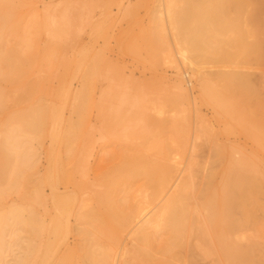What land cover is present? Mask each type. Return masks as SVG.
I'll list each match as a JSON object with an SVG mask.
<instances>
[{
	"label": "rangeland",
	"instance_id": "1",
	"mask_svg": "<svg viewBox=\"0 0 264 264\" xmlns=\"http://www.w3.org/2000/svg\"><path fill=\"white\" fill-rule=\"evenodd\" d=\"M164 5L177 16H213L220 24L264 33V0H0V159L7 147L11 162L27 159L30 176L19 191L10 189L7 179L0 181V264H215V253L205 255L194 247L205 248L208 238L196 230L201 212L190 222L193 246L181 250L179 261L169 262L170 256L161 253L167 238L162 231L142 227L147 242L141 232L135 234L134 223L127 227L146 186L118 175L122 158H160L162 148L168 150L169 142L174 148L186 135L191 148L179 155L178 173L183 178L192 167L197 203L205 199L210 181L209 187L220 185L219 174L229 168V157L217 151L232 149L252 166L260 191L256 200L264 205V51L243 62L207 54L191 66L179 56L171 35L161 39L157 19ZM233 30L225 29L221 39H230ZM168 45L173 60L162 61L161 48ZM198 69L209 78L217 101L201 96ZM222 70L246 72L254 94L227 97L213 79ZM178 79L195 105L173 100L171 87ZM121 98L127 99L125 105ZM39 108L46 112L45 123L39 129L19 128L13 118L26 111V120L33 122L31 112ZM143 109L171 125L166 130L151 125L146 134ZM82 158H88L84 169ZM55 166H61L60 177L51 184L48 176ZM251 222L245 224L251 235L256 232L255 260L264 264V211L254 209Z\"/></svg>",
	"mask_w": 264,
	"mask_h": 264
},
{
	"label": "bare ground",
	"instance_id": "2",
	"mask_svg": "<svg viewBox=\"0 0 264 264\" xmlns=\"http://www.w3.org/2000/svg\"><path fill=\"white\" fill-rule=\"evenodd\" d=\"M163 11H164L163 15L159 16L157 19V26L159 27L157 29L160 32L161 39L165 41L171 35L173 41L178 47L177 50L179 51L177 52L179 53V56L183 60L189 62L191 66L196 65L195 63L197 58H202V57L204 58L207 56V54L218 55V56L220 55L223 58L226 57L238 62H243L244 60H248L252 56H258V57L261 56L262 49L264 51L263 31H255L250 28L243 30L240 26L233 27V25H229L226 23L220 24L221 19L213 16L210 17L209 16H204V17L177 16L173 14L171 6L164 5ZM231 27L234 28L233 30L234 32L232 31L233 32L232 37L228 40L221 39L224 30ZM213 42L217 43L216 48L210 46V44ZM226 45L229 46L231 50L226 49L225 48ZM161 49L163 50L161 51V53L163 52L161 55L162 61L171 58L173 60L172 49L170 48L169 45L166 49L165 48H161ZM16 56L17 55H14L15 58ZM198 73L200 75L199 85H200L201 96L204 99L213 98L215 100V98L217 97L214 98L215 94H213L212 97V92H211L212 88L209 86V78L207 77V75H204L199 69H198ZM184 76H186V74H184ZM213 76H214L213 79L216 80L218 86L220 87L219 90L220 89L221 91L225 90L224 91L225 95L227 91L228 92L227 95L228 94L230 95V97L229 95L227 96L229 98H231L232 95L237 96V94H239L240 96H242V94L245 95L248 94V96H251L255 92L251 87V81L249 79V75L244 71L222 70L217 72L216 74H213ZM110 79L111 81H114L112 77H110ZM186 86H187V82H186ZM171 89H172V93L169 90L167 91H169L171 94L174 95L173 100L177 104L186 106V105H190V103L192 102V104L195 105L194 102L195 99H192L190 102L189 93H187L186 89H184L182 81L180 79L174 81ZM251 91L253 92V94L249 95ZM2 99L3 96L2 93L0 92V113L4 108ZM112 99L109 100L111 101ZM126 100H127L126 98H121L119 103L122 104L127 103ZM220 100L222 101L223 99ZM220 100L219 102H221ZM215 101H217V99ZM222 102H224V100ZM218 104L219 103H217V106ZM224 105L225 104L223 103V106ZM126 106H130V104H127ZM221 108H223L222 104H221ZM156 109L158 108H155V110ZM185 110L186 109L184 108V111ZM111 111L114 112L113 110ZM115 111L116 113H119V110H115ZM31 113L34 114L33 122H29L28 120H26V116H27L26 111L21 113L19 112V114L13 118V119H17L16 121H20L19 128H21L24 131H26V129H29L30 127H31L30 129H39L41 125L44 124L45 121L47 120L46 112L43 108H39L38 110L32 111ZM142 116L143 119L141 120L143 121L142 122L144 129L143 131L146 134L150 133L148 129L150 130L149 127L151 125H156V127L161 128L162 130H166L169 124L171 123V121L167 122L161 119L153 120V118H151L148 115L146 109H143ZM152 128L153 127H151V129ZM144 136L146 137V135ZM184 138H183L184 141L182 143L180 142V144L176 145L174 148L172 147V143L169 142L167 144L169 149L164 150V148H162V150L159 152L162 155L160 158H148L143 154L122 158V163L120 164L117 170L118 175H120L121 178L126 182H131L134 180H143L144 185L146 186L141 190L140 198L137 204V211L132 217L129 218L127 222V227H129L132 223H134V226L132 227H136V230L134 231L135 234L137 233L139 234L141 232V236H140L141 240L147 242L150 241V238L148 234L145 232V230L142 229V227L149 226L158 232L162 231L167 236L166 238L167 240L165 239L164 242L165 244L162 245V247L160 248L161 253L165 254L166 256L167 255L170 256L169 262L170 259H172V261L174 260L179 261V259H181L180 258V254L182 252L181 250L185 249L187 251L190 246H193L192 245L193 243L192 242L190 243L189 240L190 235H192L194 231L191 225L192 223L190 224V222L192 221V219H194L193 216H195L196 213L201 212L200 218L202 219H200L201 220L199 224L200 227L196 230L201 232V234H199L200 236H202L201 238H205L206 235L208 238L207 240H205L206 242L205 248L202 244L195 245L194 246L195 248L197 247L200 250H203L205 252V255L215 253L216 255L213 254L214 257L218 256L215 259L216 262L215 264H220L221 261L222 263L224 262L223 264H257L258 260L257 261L255 260V251L258 247L257 246L258 244L255 243L256 242L255 238L257 237L255 235L256 232L254 231L255 234L251 235L252 229L250 231V227H249L247 229H249L250 234L248 233L246 234L247 229L245 223L252 221L254 209H261L264 211V205L259 204L256 200L257 195L260 191L258 190L255 184V180H254L255 176H252V174L250 173L252 166L248 164L249 162L239 159L241 157L242 158H246V157H244L245 155L243 154H242L243 156H241V153H237L238 151L235 152V150L233 151L232 149L227 151V153L225 152V150L217 151V155H221L222 153L223 155H227L229 157L227 158V160L230 159V162L227 161L228 163H230L229 168L228 169L225 168L227 170L226 172L224 171L225 174L224 172L222 174L221 173L219 174L223 177L220 176L222 180L220 181L221 182L220 185L216 184L219 185L217 186V188L216 185L215 187L213 186V188L212 186L209 187L210 185H212L214 179L210 181L211 183L210 185H208V189L206 188L207 190L205 191L207 194H204L203 192L205 199H201L203 202L205 200V202L204 203L201 202L202 204L197 203L196 202L197 197H195L197 196V194L195 195V193L198 190L196 189V184L194 181L195 176L192 172V167L191 166L188 167V169L186 170V176H184L183 178H181L180 174L178 173L182 164L180 162L179 155H181V153H183L185 150L191 148V145H189V140H188L189 138L187 137V135ZM7 140H8V136L6 138V141ZM156 143L154 142L153 145H155ZM157 145L161 146L162 144H157ZM12 146L14 147V145ZM148 146L149 147L151 146L150 143ZM158 146H154V148ZM152 147L153 146H151L150 150L152 149ZM6 150H8V148L3 146L2 157L0 159V181H3V179H7L8 182L6 180L5 181L9 184L10 189H14L17 191L21 189H25L26 183L30 179L29 174L27 175L25 174L27 172L25 171V168L27 169L28 167L27 165L29 162H27L26 158L23 157L17 158L16 161L17 165H16L14 162H11L10 159L11 157L6 153ZM87 164H88V158H82L79 167L84 169L87 167ZM226 167H228V164ZM60 169L61 166H55L51 169L50 175L48 176V181L51 184H54L59 180ZM216 178L218 182L219 177ZM199 193L202 192L200 191ZM194 199L195 201L193 202ZM237 214H241L242 217L239 218L236 217ZM14 216L16 217V215ZM28 223H30L29 225H31L32 227L35 223L34 219L31 216L29 217ZM258 228H259L258 230L261 229L260 227ZM262 228L264 233V225H262ZM131 233L133 232L131 231ZM259 233L260 236L262 237L263 236L261 235L262 229ZM199 235L198 237H200ZM244 242L247 243L244 244ZM199 253L201 254V252ZM194 255L197 256L196 254ZM122 258H124V256ZM25 259L27 261V257H25ZM121 263L119 261V264ZM129 263L130 262L124 260L123 264H129Z\"/></svg>",
	"mask_w": 264,
	"mask_h": 264
},
{
	"label": "built area",
	"instance_id": "3",
	"mask_svg": "<svg viewBox=\"0 0 264 264\" xmlns=\"http://www.w3.org/2000/svg\"><path fill=\"white\" fill-rule=\"evenodd\" d=\"M185 79H186V82H187V86L189 88H191L192 87V81L189 79V75L187 73H186Z\"/></svg>",
	"mask_w": 264,
	"mask_h": 264
}]
</instances>
